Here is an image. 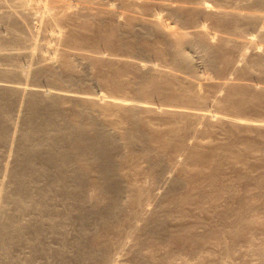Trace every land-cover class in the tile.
I'll return each mask as SVG.
<instances>
[{
    "label": "rangeland",
    "instance_id": "obj_1",
    "mask_svg": "<svg viewBox=\"0 0 264 264\" xmlns=\"http://www.w3.org/2000/svg\"><path fill=\"white\" fill-rule=\"evenodd\" d=\"M24 1L25 13H31L26 19L17 0H0V81L59 87L81 98L48 108L45 115L61 109L56 125L31 130L25 125L30 118L26 102L11 96L14 111L7 117L14 125H0L1 132L6 130L0 136L3 192L16 194L10 167L17 151L34 138L39 167L34 176L47 191L60 189L50 183L59 175V155L71 149L64 138L68 125H88L93 118L113 130L119 146L110 193L104 192V176L88 162L81 203L53 192L47 216L38 220L33 214L37 218L32 216V227L21 239L0 217V264H264V37L256 35V20L224 15L232 9L263 12V4L206 0L212 9L201 11V0ZM6 14L21 24L13 28ZM251 34L259 41L260 55L250 53L242 60L235 41ZM180 45L191 56V68L179 59ZM203 50L212 63L206 64ZM26 51L34 58L17 54ZM51 58L58 76L54 81L18 73L31 61L46 67ZM255 58L262 64H253ZM70 61L72 68L66 65ZM36 127L41 131L35 133ZM241 197L248 205L242 206ZM114 202L116 210L109 209ZM76 203L87 211L85 221L78 218ZM247 206L256 212L248 214L252 228L237 223ZM14 211L9 213L14 216Z\"/></svg>",
    "mask_w": 264,
    "mask_h": 264
},
{
    "label": "bare ground",
    "instance_id": "obj_2",
    "mask_svg": "<svg viewBox=\"0 0 264 264\" xmlns=\"http://www.w3.org/2000/svg\"><path fill=\"white\" fill-rule=\"evenodd\" d=\"M202 2H200L201 4V11H202V9H204V11H206V10H211L212 9V7H211V4L210 3H208L206 0H201ZM253 1V0H252ZM255 1V0H254ZM257 1V0H256ZM260 2L263 4V6H264V0H259V3H258V1L256 2L257 4H259L260 5ZM17 3L19 4V6H22V13L20 14V15H24L23 16V18H28L30 15H31V13L29 14V13H25V11H24V8L26 7V2L24 1V0H17ZM253 3H255V2H253ZM253 6V5H252ZM18 7V6H17ZM235 7H238V6H235ZM229 8V7H228ZM241 8H243V7H241ZM240 8V9H241ZM247 8V7H246ZM253 8V7H252ZM263 8V7H262ZM237 9H239V8H237ZM256 9H257V7H256ZM214 10H216V9H214ZM221 10V9H220ZM220 10H218L219 12H220ZM251 10V9H250ZM203 11V12H204ZM217 11V10H216ZM260 11V10H259ZM15 12V11H14ZM212 12V11H211ZM224 12H225V14L224 15H226V14H228V16L229 15H231V17H235V20H236V18H237V20L236 21H240L238 18H241V19H247V20H256L257 22V24H259V25H261V26H259L258 25V28H256L255 30H256V35L259 37V40H260V38H261V40H262V38L264 37V11L263 12H254L253 10H252V12L251 11H246V9L243 11L242 9L241 10H224ZM1 13V12H0ZM4 13H6V12H4ZM4 13H2L3 15H1V17L2 16H4ZM9 13V12H8ZM12 13V12H11ZM18 14V13H17ZM16 14V15H17ZM217 14H218V12H217ZM222 14V15H223ZM9 14H6L5 15V17L7 16L8 17V19L11 21V25L13 26V28L14 27H16V25H18V24H21L20 22H21V20H20V18H18V19H15L14 18V20L12 21V19H10V17L8 16ZM11 16V15H10ZM33 16V15H32ZM227 16V15H226ZM12 17V16H11ZM14 17V16H13ZM18 17H22V16H19L18 15ZM230 17V18H231ZM4 18V17H3ZM3 18H0V19H3ZM7 19V20H8ZM7 20H5V22H7ZM8 20V21H9ZM2 21V20H1ZM4 21V20H3ZM245 21V20H244ZM247 22V21H246ZM252 22V21H251ZM251 22H247V24H251V25H253V23H251ZM7 23H9L10 24V22H7ZM157 23V22H156ZM158 24V23H157ZM160 24V23H159ZM10 25V26H11ZM256 24L254 23V26H255ZM19 26V25H18ZM253 26V27H254ZM254 30V31H255ZM13 33V32H12ZM11 33V34H12ZM12 36H13V34H12ZM20 37V36H19ZM257 38L255 37V34H251V36H249V37H246V38H244V39H242V40H238V39H236V41L235 42H237L238 44H239V49H238V53H239V57L243 60V59H248L249 57H251L252 55H260V53L258 54V51H259V41H257L256 40ZM17 40H19V38H17ZM181 46V45H180ZM183 46H181V49L180 50H178V55H179V59L180 60H182L186 65L185 66H187V67H192V60H191V56H190V54L186 51V49L184 48H182ZM261 47H263L262 45H261ZM263 49H264V47H263ZM27 52V51H26ZM203 52H204V50H203ZM206 52V51H205ZM204 52V53H205ZM208 52V51H207ZM207 52L205 53V54H203V57L205 58V61H206V64H209V62H211V60H210V55L209 56H207ZM250 53L252 54L251 56H250ZM12 54V53H11ZM14 54V53H13ZM17 54H21V55H23L24 54V56L26 57L27 56V58L29 57V58H31V59H33L34 58V53L33 52H30V51H28L27 53H17ZM17 54H16V56H17ZM15 56V57H16ZM208 57H209V59H208ZM256 59H258V58H255V61L254 60H252L251 62L253 63V64H262V62L260 63V61L259 60H256ZM260 60H262V59H260ZM214 62V61H213ZM31 63V65H30V68L29 69H27V70H25V69H23V68H19L18 69V73H19V75H21V76H31L32 75V77H33V79H36V80H43V79H47V80H50V81H54V80H56L57 78H58V76H57V74H55L56 72H54V70H53V58H51L49 61H47L46 63H47V66L45 67V63H43V64H41V66L40 67H43V65H44V67L43 68H40L39 66H37L38 64H36V63H33V61H31L30 62ZM212 63V62H211ZM264 63V62H263ZM40 65V64H39ZM67 67H69V68H72L73 67V63H71V61L70 62H68L67 64ZM213 65V64H212ZM209 66H211V64L209 65ZM226 81V80H225ZM55 83V82H54ZM223 83V82H222ZM221 84V83H220ZM226 84H228V82L226 81V82H224V85L226 86ZM222 86H223V84H221ZM67 90H69V89H67ZM73 91V90H72ZM15 94V96H14V98H17L18 100H23V101H25L26 102V104H27V109L28 110H26L27 111V113H29L28 115L30 116V118L29 117H27L28 118V122L27 123H25V125H27V127L28 128H30L31 130H32V127H33V125H56V121H55V118L57 119V118H59V117H61V114L60 113H62V112H59V111H61V109L59 108V109H57L56 111H54V114L55 115H53V114H51V115H49L50 114V112L48 111V108H49V110H50V107H56V106H58L61 102H65L66 100H64V99H67V100H70V98H72V99H74V98H76L75 100L77 101V99L78 98H81V95H78V94H75V93H70V92H66V90L64 91V89H61V88H40V87H35V86H26V85H21V84H9V83H4V82H1L0 81V111L1 112H4V116H5V118L3 119L2 117H3V115H2V117H1V115H0V125H10V124H13L14 125V122H13V120H11L12 118V116L10 117L11 119H9V117H7V115L9 114V116L10 115H12L11 113H10V109H11V107H13V103H14V100H13V97H11L12 95H14ZM232 94H234V91L232 92ZM231 95V94H230ZM229 95V96H230ZM83 97V96H82ZM230 97H232V96H230ZM105 98V97H104ZM89 99V98H88ZM90 100V99H89ZM92 100H94V99H92ZM72 101V100H71ZM78 101H80V100H78ZM91 101V100H90ZM111 101H113V100H111ZM111 101H109V102H111ZM63 102V103H64ZM87 102V101H86ZM115 102V101H114ZM87 108V107H86ZM85 108V109H86ZM12 110H13V108H12ZM84 110V109H83ZM14 111V110H13ZM13 111H11V112H13ZM49 112V114L48 113H46L47 115H45L44 113L45 112ZM74 112V111H73ZM81 113H83V111H80ZM79 112V113H80ZM85 112V111H84ZM75 113H77V112H75ZM63 114H64V112H63ZM26 116H27V114H26ZM62 116H66V115H62ZM69 116V115H68ZM79 116V115H78ZM84 116H85V114H84ZM6 117H7V120H6ZM64 117H62L63 119H64ZM83 117V116H82ZM61 118V119H62ZM80 118H81V116H80ZM90 118V117H89ZM89 118H87L88 120H89ZM92 118V117H91ZM60 119V118H59ZM59 119H58V121H59ZM67 119V118H66ZM66 119L65 120H63V122L64 121H66ZM68 119H69V117H68ZM79 119V118H78ZM93 119V118H92ZM89 120L88 121V125H83V123L81 122V123H78L77 122V124L78 125H76V126H71L70 127V125H68L69 126V131H67L66 133H65V135H64V138L65 139H67V141H68V145H69V148H71L70 149V151L68 152V151H66V152H68V153H63L62 152V154L60 153L61 151H63V150H60V154L61 155H59L60 157H58V160L60 161H57L58 163H60V164H58V166L56 167V171L57 172H59V175H57L58 176V178L56 177L53 181H51V183H50V185L51 186H53V185H57V187L59 186L60 187V189L61 188H63L62 190H60V189H57L56 191H47V190H45V188H42V187H40L37 183H39V182H36V177L34 176V174H36L35 172H36V170L39 168V167H37L34 163H35V159H37V157L36 156H38L37 155V151H36V139L34 138V143L32 144V145H29V146H26V147H21L20 149H19V151H17V159L15 160V162L13 163V167H10V168H12V172H13V178H12V180H13V182H15L16 184H15V187H17V188H15L16 190H15V192H16V194L14 193V192H11L10 194L12 195V193H14L15 194V197H14V195H13V197L11 196H7V191H4V192H6V194L3 192V189L4 190H6L5 188H1V186H0V217L2 218L3 216H5L6 217V221L5 222H3L4 223V226H6V229L7 230H12L13 232H16L17 234L19 233V235H20V239H21V234L22 233H25V231H26V229L28 228V229H30L29 228V226L31 225L30 223H31V221H33L31 218H32V216H33V214H36V216L38 217V220H40L39 218H41L40 216H43L44 215V213H45V211H49V210H47V207H49V206H47V204H48V202L47 201H49V199L50 200H52V201H54L55 199L53 198L55 195H51V194H54L53 192H55L56 194L57 193H59L60 195H63V197H64V195H65V198L68 196V197H70L71 199L74 197L75 198V200L77 199L78 201L77 202H80L81 200H83V199H80V198H82V195H83V187H86V186H84V185H86V180H88L87 178H86V172H85V167L84 166H86L85 164L86 163H90V165H92V167H93V169H95L96 171H97V173L99 172V174H102L103 176H104V179H105V182L103 183V187H104V192L105 193H110L108 190H110L111 189V187H113L114 186V184L115 183H113L112 181L114 180H112V176H113V171H114V159H115V148H117L119 145H118V143L119 142H117V135L113 132V130L112 129H110V128H107V127H105V126H103V127H101L100 125H97V124H95V122H94V120ZM5 120H6V123H5ZM10 122H12V123H10ZM58 123V122H57ZM61 123V122H60ZM60 123H58L57 125H59ZM65 124H67L66 122H64ZM63 123V124H64ZM76 123V122H75ZM62 124V123H61ZM68 124H72L71 122L70 123H68ZM85 124H87V122L85 123ZM75 125V124H74ZM1 127V126H0ZM37 127H39V128H41L42 126H37ZM35 128V130L37 131V132H35V131H33V135L31 136V137H33L34 136V132L35 133H38V131H41L39 128ZM43 128V127H42ZM51 128V127H50ZM64 128H66L65 127V125H64ZM27 129V128H26ZM29 129V130H30ZM34 129V128H33ZM1 130V129H0ZM2 130H3V127H2ZM28 130V129H27ZM57 130V129H56ZM132 130H134V131H136L135 129H132ZM26 131V130H25ZM134 131H132V132H134ZM5 133H6V130L4 131ZM4 132H1L0 131V136L2 137V135H3V137L4 136H6V135H4ZM32 132V131H31ZM131 132V133H132ZM27 133V132H26ZM28 133H30L29 131H28ZM127 133H128V131H127ZM130 133V132H129ZM31 134V133H30ZM29 134V135H30ZM136 133L134 132V134L132 133V134H130V135H133V136H137V134L135 135ZM63 135V134H62ZM126 135H128V134H126ZM130 135H128L129 136V138H130ZM25 136H27V134H25ZM123 137H125V134H124V136ZM24 138V137H23ZM132 138V137H131ZM130 138V139H131ZM26 139H29L28 138V136L26 137ZM133 139H135V138H132V140ZM127 140H128V138H127ZM127 140H126V142H127ZM25 140L23 139V142H24ZM40 141V140H39ZM129 141V140H128ZM134 141V140H133ZM132 141V142H133ZM42 142V141H41ZM40 142V143H41ZM125 142V141H124ZM131 142V143H132ZM128 143H130V142H128ZM130 143V144H131ZM42 144V143H41ZM54 144V143H53ZM124 144V143H123ZM125 144H127V143H125ZM133 145V144H132ZM22 146V145H21ZM20 147V146H19ZM53 148V147H52ZM55 148V147H54ZM53 148V149H54ZM58 148V147H57ZM57 148H55V150L57 149ZM68 148V149H69ZM52 149V150H53ZM53 150L52 152H58L59 150ZM114 150V151H113ZM51 152V153H52ZM143 152V151H142ZM58 153V154H59ZM144 153V152H143ZM146 153V152H145ZM146 154H144V156H145ZM147 155H149L148 154V152H147ZM52 156V155H51ZM214 156V155H213ZM60 158V159H59ZM215 159V158H214ZM74 161H75V163H84V165L82 166V167H78L79 165L78 164H76V165H78V166H75V164H74ZM56 162V161H55ZM53 163V162H52ZM35 165V166H34ZM55 165V164H54ZM88 166V165H87ZM7 167V166H6ZM9 167V166H8ZM35 167H37V168H35ZM91 168V167H90ZM260 168V167H259ZM7 169V168H6ZM55 170V169H54ZM94 170V171H95ZM39 172V171H38ZM214 173V172H213ZM219 173V172H218ZM40 175H42V174H40ZM264 175V174H263ZM35 178H34V177ZM56 176V175H55ZM216 176V175H215ZM218 176V175H217ZM216 176V177H217ZM90 182V181H89ZM95 182V181H94ZM97 182V181H96ZM95 182V183H96ZM97 183H99V182H97ZM102 183H101V186H100V184H99V186L98 187H102ZM89 184V183H88ZM87 184V185H88ZM94 184V183H93ZM40 187H38V186ZM95 185V184H94ZM97 185V184H96ZM95 185V186H96ZM222 185V184H221ZM93 186V185H92ZM56 187V188H57ZM72 188V187H75V189L73 188V189H69L68 190V188ZM223 187V186H222ZM225 187H227V186H225ZM77 188V189H76ZM117 188V187H116ZM113 189V188H112ZM120 189V188H119ZM60 190V191H59ZM86 190V189H85ZM114 190V189H113ZM116 190V189H115ZM222 190V189H221ZM14 191V190H13ZM216 191V190H215ZM225 191V190H224ZM227 191V190H226ZM111 192H113V191H111ZM214 192V191H213ZM218 192V191H217ZM223 192V191H222ZM81 193H82V195H81ZM119 193H121V192H119ZM200 193V192H199ZM202 193V192H201ZM200 193V194H201ZM206 193V192H205ZM8 194H9V192H8ZM59 194H58V196H59ZM104 194V193H103ZM207 194V193H206ZM205 194V195H206ZM201 195H204V194H201ZM209 196L210 195H213V194H208ZM51 196H52V198H51ZM106 196H108V195H106ZM141 196V195H140ZM211 197V196H210ZM214 198H216V196H213ZM213 197H211V199L213 200ZM8 198H10V199H12V201H10V199H8ZM73 198V199H74ZM114 198V197H113ZM208 198V197H207ZM54 199V200H53ZM80 199V200H79ZM115 199V198H114ZM208 199H210V198H208ZM241 199L242 200H244L245 199V197L243 198V197H241ZM67 200V199H66ZM117 199H115V201H116ZM245 200H247L248 201V199H245ZM243 201L244 203L242 204V206H246V204L248 203L247 201ZM264 201V200H263ZM50 202V201H49ZM66 202V201H65ZM139 202V201H138ZM54 203H56V202H54ZM71 203V202H70ZM74 203V202H73ZM81 203V202H80ZM238 203H240V200H238ZM241 203H242V201H241ZM83 204V203H82ZM112 204V206H109L110 208L109 209H111V207H116L115 205H116V202H114V203H111ZM51 205H53V204H51ZM75 205H77V207L76 206H74V207H76V209H74V210H76L77 211V215H78V218L79 219H81L82 218V220H83V218H86V216H87V211L85 210V209H82V210H80V209H78V206H79V203H76ZM110 205V204H109ZM118 205V204H117ZM143 205V204H142ZM248 205V204H247ZM68 207H71V206H73L72 204H71V206H69V205H67ZM79 207H81V206H79ZM82 207H83V205H82ZM85 207V206H84ZM54 209H56L55 211H57V213L60 211H58V209L57 208H55V207H53ZM65 208V207H64ZM67 208V207H66ZM86 208V207H85ZM249 208V206H247V207H243L242 208V210H241V213H238V215H239V217H237L238 218V222L237 223H242V224H244V225H246L247 227H249V226H251L250 228H252V226L254 225V221H253V219L252 218H250L249 216H248V214H249V212L251 211V210H255V208H252L251 210L250 209H248ZM50 209V208H49ZM73 209V208H72ZM115 210H116V208H114ZM14 211V216L12 215V214H10L9 212H11V211ZM45 210V211H44ZM68 210V209H67ZM69 210H71V209H69ZM80 212H79V211ZM93 210V209H92ZM112 210V209H111ZM111 210H109V211H111ZM54 211V210H53ZM75 211V212H76ZM89 211V210H88ZM94 211H96V210H94ZM93 211V212H94ZM52 212V209H51V211H50V213ZM65 212H68V211H65ZM71 212V211H70ZM69 212V213H70ZM89 212H91V211H89ZM252 212V211H251ZM53 213V212H52ZM57 213L55 212V214L57 215ZM64 213V212H63ZM80 213V214H79ZM252 213H254V212H252ZM256 213V212H255ZM254 213V214H255ZM46 214V213H45ZM54 214V213H53ZM62 214V213H61ZM89 214H91V213H89ZM93 214V213H92ZM107 214V213H106ZM65 216L67 215V213L66 214H64ZM69 215V214H68ZM77 215H76V218H77ZM94 215V214H93ZM35 215L33 216V217H35V218H37ZM45 216H47V214L46 215H44V217ZM53 216V215H52ZM64 216V217H65ZM75 216V215H74ZM89 216V215H88ZM95 216H96V213H95ZM4 217V218H5ZM49 217V216H48ZM47 217V218H48ZM58 217V216H57ZM62 217V216H61ZM69 217V216H68ZM72 217V216H71ZM91 217V216H90ZM89 217V218H90ZM99 217V216H98ZM101 217V216H100ZM0 218V219H1ZM34 218V219H35ZM50 218V217H49ZM63 218V217H62ZM77 218V219H78ZM88 218V217H87ZM102 218V217H101ZM235 218H236V216H235ZM236 218V219H237ZM51 219H53L52 217H51ZM63 219H65V218H63ZM69 219V218H68ZM68 219L66 218L65 220H67L68 221ZM95 219V218H94ZM35 220H37V219H35ZM34 220V221H35ZM41 220H43V219H41ZM45 220V219H44ZM64 220V221H65ZM70 220V219H69ZM76 220V219H75ZM86 219H84L83 221H85ZM92 220V219H91ZM51 221V220H50ZM54 221V220H53ZM81 221V220H80ZM43 222V221H42ZM55 222H57V220L55 221ZM61 222V221H60ZM82 222V221H81ZM87 222H89V221H87ZM91 222V221H90ZM93 222V221H92ZM3 223H2V225H3ZM35 223V222H34ZM53 223V222H52ZM65 223V222H64ZM67 223V222H66ZM65 223V224H66ZM106 223V222H105ZM236 223V224H237ZM37 224H38V221H37ZM56 224V223H55ZM60 224V223H59ZM79 224V223H78ZM82 224V223H81ZM83 224H84V222H83ZM91 224V223H90ZM35 225V224H34ZM51 225V224H50ZM57 225V224H56ZM85 225V224H84ZM3 226V227H4ZM39 226V225H38ZM52 226V225H51ZM51 226H49V227H51ZM59 226V225H58ZM83 226V225H82ZM86 226V225H85ZM91 226V225H90ZM30 227H32V225L30 226ZM37 227V226H36ZM35 227V228H36ZM41 228H42V226H40ZM39 227V228H40ZM62 227H63V225H62ZM61 227V228H62ZM38 228V227H37ZM60 228V227H59ZM91 228V227H90ZM1 229V228H0ZM44 229V228H43ZM56 229V228H55ZM87 229H88V227H87ZM2 230V229H1ZM34 230V229H33ZM83 230V229H82ZM12 231H11V233H12ZM31 231V230H30ZM38 231V230H37ZM54 231V230H53ZM57 231V230H56ZM87 231V230H86ZM3 232V231H2ZM6 232V231H5ZM4 232V233H5ZM8 232V231H7ZM6 232V233H7ZM28 232V231H27ZM88 232V231H87ZM3 233V234H4ZM2 234V233H1ZM36 234V233H35ZM61 234V233H60ZM59 234V235H60ZM64 234V233H63ZM5 235V234H4ZM14 235V233L12 234V236ZM26 235H27V233H26ZM22 236V237H27V236ZM249 235V234H248ZM3 236V235H2ZM7 236V235H6ZM32 236V235H31ZM65 236V235H64ZM4 237V239L6 238L5 236H3ZM2 237V238H3ZM14 237H15V235H14ZM16 237H17V235H16ZM19 238V237H18ZM28 238V237H27ZM26 238V239H27ZM66 238V237H65ZM8 239V238H7ZM10 239V238H9ZM11 239H13V238H11ZM23 239V238H22ZM26 239H23V240H26ZM13 240H15V239H13ZM39 240V239H38ZM66 240V239H65ZM1 241V240H0ZM10 241V240H9ZM12 241V240H11ZM21 241V240H20ZM19 241V242H20ZM6 242V241H5ZM16 242V241H15ZM2 243H3V240H2ZM5 244V243H4ZM3 244V245H4ZM13 244V243H12ZM26 244H28V243H26ZM1 245V244H0ZM2 245V246H3ZM6 245V244H5ZM8 246V245H7ZM14 246V245H13ZM15 246H16V244H15ZM44 246V245H43ZM63 246V245H62ZM10 247V246H9ZM27 247V246H26ZM65 247V246H64ZM4 248H5V246H4ZM7 249H8V247H7ZM10 249V248H9ZM65 250V249H64ZM10 252V251H9ZM230 251H228V253H229ZM263 252V254L262 255H264V251H262ZM7 254H8V252H7ZM64 254H62V256H63ZM22 260V259H21ZM2 263V262H1ZM21 264V263H20Z\"/></svg>",
    "mask_w": 264,
    "mask_h": 264
}]
</instances>
